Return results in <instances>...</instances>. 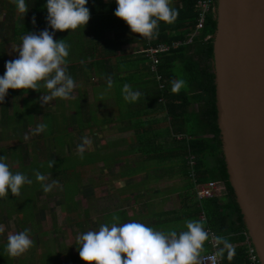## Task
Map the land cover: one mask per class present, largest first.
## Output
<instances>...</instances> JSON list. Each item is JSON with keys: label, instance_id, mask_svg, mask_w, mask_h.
<instances>
[{"label": "crops", "instance_id": "1", "mask_svg": "<svg viewBox=\"0 0 264 264\" xmlns=\"http://www.w3.org/2000/svg\"><path fill=\"white\" fill-rule=\"evenodd\" d=\"M2 20L1 18L0 75L6 70L7 61L18 58L16 49L21 44L12 41L4 48L1 47L4 39L11 38ZM143 48L141 44L128 45L121 50L120 56H125L128 60L132 55H142ZM130 65L127 62L128 67H121L120 80H112L111 89L107 87L108 79H102L95 72L76 76L67 69L76 83L72 99L58 98L47 106L40 102L42 91L46 92V89H28L27 95L23 89H9L5 101L0 104V121L3 122L0 123V156H7L6 162L14 172L29 168L26 175L31 167L45 165L48 168L51 165L49 169L42 170L46 179L40 183L56 182L51 192L45 193L42 187L38 189V207L34 212L36 226L30 221L23 222L21 218L10 220L0 209V242L7 244L9 234L30 229V239L33 243H38V246H33L35 252L30 249L24 253L23 264L31 263L30 251L43 254L49 245L57 246L59 253L62 251L61 253L66 254L69 250L76 253L78 236L89 230H98L101 224L111 221L113 214L120 217L121 223L137 221L168 233L175 230L176 225L169 220L167 214L174 215L186 210L185 197L190 194L189 180L174 174L159 179L155 172L148 173L142 168L144 158L141 155L132 153L139 127L136 126L138 106L131 107L130 112L129 102L124 100L120 89L128 84L133 90L141 92L140 86L137 89L135 84L129 83L130 74L135 68L143 74L144 69L149 68V63L134 65L135 68L133 65L130 68ZM140 72H137L138 78L143 81ZM116 88L119 95L115 93ZM32 101L38 102L40 112L37 110L36 114L31 113V117L22 118L20 126L11 123L10 120L14 119L18 111L30 106ZM59 105L63 111H60ZM39 115L45 116L46 121H51V126L36 135L33 133L37 124L44 122ZM25 136H28L27 140L24 139ZM85 137L89 143L84 146L81 156L78 154V146L83 144ZM75 157L80 158L78 176L70 180L72 174L69 169L59 168L56 162L63 158V162L72 163L70 160ZM216 198L221 203L228 200L226 186ZM202 215L201 221H206L207 217L204 219ZM204 229L208 233V239L198 250L195 264H199L202 254L212 251L208 241L211 229L208 226ZM218 237L221 238L219 235ZM230 238L235 236L226 237V240ZM229 243L235 250L234 256L241 254L242 249L249 248L246 245V235L244 241ZM63 247L65 250H62ZM223 247L221 243L220 248ZM227 255L225 251L220 256L222 264Z\"/></svg>", "mask_w": 264, "mask_h": 264}, {"label": "trees", "instance_id": "2", "mask_svg": "<svg viewBox=\"0 0 264 264\" xmlns=\"http://www.w3.org/2000/svg\"><path fill=\"white\" fill-rule=\"evenodd\" d=\"M26 3L29 11L21 14L16 10L13 0H0V19H3L6 32L11 35L9 40L4 39L2 48L8 42L23 37L26 32L39 34L48 27L47 11L43 7L45 0H26ZM196 4L197 0H170V6L178 12L175 21L158 23L151 44H183L173 49L169 55L163 56L159 67L162 82L154 78L150 68L148 70L151 78H147L149 74H141L134 67L149 63L143 53L132 55L128 60L125 56H120L121 50L128 45L141 44L146 47L149 38L132 33L127 23L114 15L117 7L115 0H88L87 7L90 9L91 18L87 26L57 32L54 39L65 40L69 46L66 67L69 73L76 76L95 72L102 79L110 77L119 81L122 66L128 67V62L131 64L130 68L132 65L135 68L130 74L129 83L135 84L137 89L141 87L142 91L136 102L129 103L133 104L132 107L138 106L136 126L139 127L132 153L141 155L144 158L142 168L148 173L155 172L159 179L174 174L184 176L190 182V194L185 197L186 210L174 215L167 214L169 220L176 225L175 231H185L184 221H201L200 216L205 214L207 220L201 221L204 228L208 226L223 239L235 236L228 242L244 241L245 234L249 231L245 227L229 181L218 124L214 45L213 39L210 38L217 30L216 14H209L204 30L188 43L196 33L199 21ZM33 17L36 18L35 25L32 23ZM137 72H140L144 82L138 78ZM177 79H182L184 86L179 93H172L171 83ZM136 81H139L138 84ZM161 84L164 88L160 87ZM178 133L192 138L178 140L175 136ZM190 154L197 156L196 172L200 183L214 180L225 184L228 192V200L225 203H221L216 197L202 201L198 199L195 182L188 167ZM246 250L247 247L242 249V255L233 256L232 260H228L226 256L223 264H243ZM72 251L69 250L66 254L61 251L58 259L66 257L65 260H68L75 256L67 263L87 264L80 258L78 249L76 254ZM62 261L58 260V263Z\"/></svg>", "mask_w": 264, "mask_h": 264}, {"label": "clouds", "instance_id": "3", "mask_svg": "<svg viewBox=\"0 0 264 264\" xmlns=\"http://www.w3.org/2000/svg\"><path fill=\"white\" fill-rule=\"evenodd\" d=\"M16 10L26 14L29 9L26 0H13ZM117 5L114 15L127 23L132 33L144 38L156 35L158 23H172L178 12L170 6V0H115ZM88 0H45L48 27L39 34L26 32L21 44L17 47L18 58L7 61L5 72L0 75V104L5 101L9 89L42 91L40 102L49 106L55 99L69 100L73 98L76 83L67 72L69 46L65 40L54 39L56 32L85 28L91 18ZM25 16V15H24ZM32 23L36 24L33 17ZM51 29V30H49ZM182 79L173 80L171 92L179 93L184 86ZM113 86L109 77L108 89ZM103 97V94H101ZM122 95L126 102H136L141 93L134 91L128 84L122 87ZM46 124H39L33 134H40ZM25 140L28 136L24 137ZM89 142L83 138L78 146V154L84 152ZM7 156H0V199L9 195L21 194L24 185L33 183L28 175L14 172L6 162ZM51 166V165H50ZM46 177L35 172V180L45 181ZM53 184H41L45 193L51 192ZM185 231L172 230L168 233L156 230L143 223L131 221L121 223L120 217L113 214L110 222L103 223L98 230L81 233L77 240L80 258L87 264H195L197 253L208 239V233L201 221L186 220ZM30 229L17 234H9L3 251L9 257H18L33 246ZM224 245L217 253L220 256L227 251L228 260H232L235 250L223 238H217Z\"/></svg>", "mask_w": 264, "mask_h": 264}, {"label": "water", "instance_id": "4", "mask_svg": "<svg viewBox=\"0 0 264 264\" xmlns=\"http://www.w3.org/2000/svg\"><path fill=\"white\" fill-rule=\"evenodd\" d=\"M218 124L229 181L264 264V0H217Z\"/></svg>", "mask_w": 264, "mask_h": 264}, {"label": "rangeland", "instance_id": "5", "mask_svg": "<svg viewBox=\"0 0 264 264\" xmlns=\"http://www.w3.org/2000/svg\"><path fill=\"white\" fill-rule=\"evenodd\" d=\"M17 41L22 42V37L17 38ZM144 72L146 74H149V77H147V78H151L150 77V71L148 69H146ZM120 91H122V89H120ZM115 93H118V95H119V90H117V88L115 89ZM60 105H61V103H60ZM132 105L133 104L130 105L128 103V110L131 109ZM28 106L24 107L23 110L18 111L17 115L14 116V119L10 120V122L16 124V126L17 125L20 126V125H22V121H23L22 118L27 119L28 117H31V115H32L31 113L36 114L37 110L39 111V104L37 101L36 102L32 101L31 105H30L31 107L30 106L28 107ZM118 109H120L119 105H118ZM60 111H63V110H61V106H60ZM130 112H131V110H130ZM127 113H129V111H127ZM39 116H41V119L44 120V122L42 121V123L46 124V127L51 126V121H46L45 116H42V115H39ZM0 123H3V122L0 121ZM37 125H39V123ZM70 162H72V163L63 162V158H62V159H59L58 162H56V165L59 168L65 167V168L69 169V173L72 174V176H70L69 178H70V180H73L74 177L78 176V171H79L78 169L79 168H77V167L80 166V164H79L80 158L79 157L72 158L70 160ZM36 167H31V170L27 174V175L32 176L29 178L32 179L33 183L30 185H27V184L24 185L21 189V194L19 196L12 195L11 191L9 190V195L4 197L3 199H0V209L6 213L7 217L10 220H15L16 218H18V219L21 218V219H23L22 220L23 222L30 221L31 223L34 224V226H36V220H35L34 212L37 211V207H38L37 206V200H38L37 199V192H38V189L41 187L42 183L35 180V172L39 171L42 174L43 173L42 170L47 168V167H45V165H39ZM49 167L47 169H49ZM28 169L22 168L21 170H23V171H21V173L26 174V170H28ZM223 188H224L223 185H221V188L219 190L218 189L216 190V194H217L216 197L221 195ZM183 223L185 224V221ZM34 245L38 246V243L34 242L33 246ZM5 246H6V244H3L2 242H0V264H23L22 261L24 260L25 255L22 254L18 257H15V258L9 257L7 255V253H5L3 251ZM33 246L30 249H33V251L35 252L36 250H34ZM34 252L30 251V258L31 259H29V260L31 261V263L28 262L27 264H68L67 261H71L75 258L74 255H71L74 257H71L65 261H62V258L58 259L60 253H59L57 246H55V245L52 246V248H46L44 254H40L39 252H36V253H34ZM73 253L76 254L75 252H73ZM58 260H61L62 262L58 263Z\"/></svg>", "mask_w": 264, "mask_h": 264}, {"label": "built area", "instance_id": "6", "mask_svg": "<svg viewBox=\"0 0 264 264\" xmlns=\"http://www.w3.org/2000/svg\"><path fill=\"white\" fill-rule=\"evenodd\" d=\"M196 7L199 14L198 17L199 21L197 24L196 33L192 36V38H190L188 43H191L193 41V38L197 34H199L202 30H204L207 17L212 12L215 13V10L217 8V0H197ZM151 40L152 38L149 39V42L146 47L143 46L144 48L142 53L149 61V68L154 78L158 82H162L163 78L159 74V67L163 56L169 55L173 49H176L182 46L183 44L181 42H177L172 45L161 43L155 46L151 44ZM160 87L164 88V85L161 84ZM175 136L178 140L191 139V136H188L186 134L178 133ZM196 166H197V156L195 154H190L188 156V167L190 169L191 178L195 182V189L198 195V199L202 201L205 199L215 198L217 195L216 190L217 189L219 190L221 188V185L225 187L224 184L222 182L214 181V180L200 183L198 181ZM202 218L206 219V216L203 214ZM245 235H246V245H249V248H247L246 261L244 264H262L257 249L253 244V240L250 236V233L247 232ZM217 238L218 235L214 231L212 230L209 231V245L211 246L212 251L207 254H202L199 258V264H222V259L220 255L217 254L221 246V243L217 242Z\"/></svg>", "mask_w": 264, "mask_h": 264}]
</instances>
